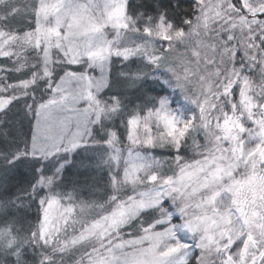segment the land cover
Masks as SVG:
<instances>
[{
	"label": "snow or ice",
	"instance_id": "6c2138e0",
	"mask_svg": "<svg viewBox=\"0 0 264 264\" xmlns=\"http://www.w3.org/2000/svg\"><path fill=\"white\" fill-rule=\"evenodd\" d=\"M0 264H264V0H0Z\"/></svg>",
	"mask_w": 264,
	"mask_h": 264
},
{
	"label": "trees",
	"instance_id": "16d2710c",
	"mask_svg": "<svg viewBox=\"0 0 264 264\" xmlns=\"http://www.w3.org/2000/svg\"><path fill=\"white\" fill-rule=\"evenodd\" d=\"M191 3H192V0H182V6H183V8H184L185 11H189V12H190V5H191ZM157 153H158V155L163 156V157H165V158H166L167 155H168V153H166V152H162V151H160V150H157ZM74 158H75V157H74ZM72 174H73V171L70 170V171H69V175H72ZM84 195L87 196L88 193H84ZM33 215H35L34 212H33Z\"/></svg>",
	"mask_w": 264,
	"mask_h": 264
},
{
	"label": "rangeland",
	"instance_id": "374dc122",
	"mask_svg": "<svg viewBox=\"0 0 264 264\" xmlns=\"http://www.w3.org/2000/svg\"><path fill=\"white\" fill-rule=\"evenodd\" d=\"M158 154V153H157ZM158 156H160V155H158ZM161 158H165V157H163V156H160Z\"/></svg>",
	"mask_w": 264,
	"mask_h": 264
}]
</instances>
